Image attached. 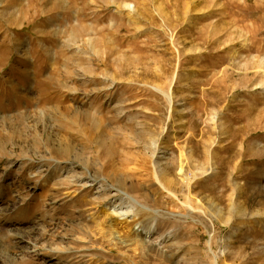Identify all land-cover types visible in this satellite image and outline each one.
Listing matches in <instances>:
<instances>
[{"label": "rangeland", "instance_id": "obj_1", "mask_svg": "<svg viewBox=\"0 0 264 264\" xmlns=\"http://www.w3.org/2000/svg\"><path fill=\"white\" fill-rule=\"evenodd\" d=\"M0 264H264V0H0Z\"/></svg>", "mask_w": 264, "mask_h": 264}, {"label": "bare ground", "instance_id": "obj_2", "mask_svg": "<svg viewBox=\"0 0 264 264\" xmlns=\"http://www.w3.org/2000/svg\"><path fill=\"white\" fill-rule=\"evenodd\" d=\"M113 209H115V208H113ZM110 212H111V211H110ZM117 213H118V212H117ZM107 214H108V213H107ZM121 214H122V213H120V214L118 213V215H121ZM118 217H119V216H118ZM151 221H152V220H151ZM137 223H138V222H135V224H137ZM149 227H150V225L148 226V228H149ZM146 228H147V226H146ZM131 229H132V228H131ZM141 229H143V227H142ZM143 230H144V232L141 233L140 230H139L138 232H135L136 234L134 233L133 230H132V231H133V233H134L135 236H137L139 232H140V234H143V233L145 234V233H148V232L150 231V229H147V230H146L145 228H144ZM114 234H115V235H112V236H113V241H114L115 244H117V243L119 244V243H121V242H123V241H126V240H133V241H135V238H134V237L132 238L131 235H129L128 233L126 234V237H125V236H120L119 232H117V231H114ZM129 236H130V237H129ZM127 237H129V238H127ZM140 244H144V243L140 241ZM149 246H150V245H149ZM146 247H148V246H146Z\"/></svg>", "mask_w": 264, "mask_h": 264}]
</instances>
